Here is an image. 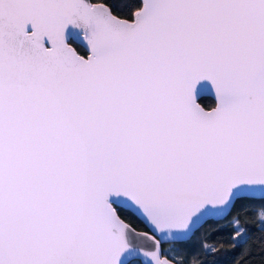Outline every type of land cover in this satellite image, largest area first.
<instances>
[{
    "label": "snow or ice",
    "instance_id": "1",
    "mask_svg": "<svg viewBox=\"0 0 264 264\" xmlns=\"http://www.w3.org/2000/svg\"><path fill=\"white\" fill-rule=\"evenodd\" d=\"M257 197L264 0H0V264H169L122 212L184 238Z\"/></svg>",
    "mask_w": 264,
    "mask_h": 264
},
{
    "label": "trees",
    "instance_id": "2",
    "mask_svg": "<svg viewBox=\"0 0 264 264\" xmlns=\"http://www.w3.org/2000/svg\"><path fill=\"white\" fill-rule=\"evenodd\" d=\"M116 14L125 16L126 12ZM71 42L79 52L85 53L79 43ZM199 101L206 107L214 102L207 95L200 96ZM262 212L264 199L257 197L244 200L230 208L222 218L206 219L187 239L162 242V253L178 264H264V220L260 216ZM121 217L136 228H146L136 215L122 212ZM233 218L240 220V226L246 229L250 237L247 250L236 244L239 238L234 239L237 226L232 223ZM205 244L211 245L216 251L204 248Z\"/></svg>",
    "mask_w": 264,
    "mask_h": 264
},
{
    "label": "water",
    "instance_id": "3",
    "mask_svg": "<svg viewBox=\"0 0 264 264\" xmlns=\"http://www.w3.org/2000/svg\"><path fill=\"white\" fill-rule=\"evenodd\" d=\"M93 2H102V1H98V0H93ZM118 15V14H117ZM71 44L72 42L69 41ZM76 42V41H75ZM79 43V42H77ZM84 49H85V53H86V48L83 46L82 43H79ZM72 46L75 48V46L72 44ZM77 50V49H76ZM78 51V50H77ZM78 53L84 55L85 53H81L78 51ZM207 88L208 90L205 91V92H202L199 96H198V102L202 105V103L199 101V97L200 96H203V95H209L213 98L214 100V103L209 106V107H206L204 105H202L203 107H206V108H211V107H214L215 104H216V99H215V94H214V91L211 90V85L210 84H207ZM230 210V209H229ZM229 210L227 211V213L229 212ZM226 213V214H227ZM225 214V215H226ZM223 215V216H225ZM223 216H220V217H217V216H213V217H209V218H212V219H218V218H222ZM208 218V219H209ZM123 219V218H122ZM141 219V218H140ZM125 220V219H124ZM143 221V223L145 224L146 228H136L134 227L132 224H130L128 221L125 220L126 223L130 224L133 228L136 229L137 232H141V233H147L148 234V238H145L143 240V243H144V247H145V250L146 251H153V250H156V245H155V242L151 239V237H155V239L157 241H160L159 245H158V249H159V253H160V257L161 259H167L169 261V264H178L176 263V261H174L173 259H171L170 257H168L167 255H165L164 253H162V249H161V243L162 242H165V241H173V240H183V239H187L188 237L191 236V234L193 233V231L187 236V237H184V238H181L177 233L176 231L174 230L172 235H169L167 236L166 238H164V234L162 233H159L157 231L154 230V228L144 219H141ZM146 259H150V258H145V257H141V261L143 260H146Z\"/></svg>",
    "mask_w": 264,
    "mask_h": 264
},
{
    "label": "flooded vegetation",
    "instance_id": "4",
    "mask_svg": "<svg viewBox=\"0 0 264 264\" xmlns=\"http://www.w3.org/2000/svg\"><path fill=\"white\" fill-rule=\"evenodd\" d=\"M207 96H209V95H207ZM211 97V96H210ZM213 99V98H212ZM214 101V100H213ZM214 103V102H213Z\"/></svg>",
    "mask_w": 264,
    "mask_h": 264
}]
</instances>
